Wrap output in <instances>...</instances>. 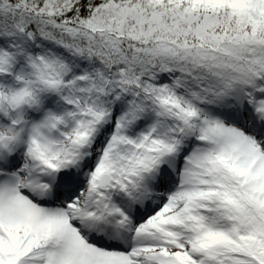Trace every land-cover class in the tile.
<instances>
[{"label": "snow or ice", "instance_id": "1", "mask_svg": "<svg viewBox=\"0 0 264 264\" xmlns=\"http://www.w3.org/2000/svg\"><path fill=\"white\" fill-rule=\"evenodd\" d=\"M0 264H264V0H0Z\"/></svg>", "mask_w": 264, "mask_h": 264}]
</instances>
